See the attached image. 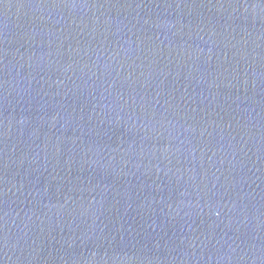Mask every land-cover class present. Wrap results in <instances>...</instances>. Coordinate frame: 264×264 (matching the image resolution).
Segmentation results:
<instances>
[{
  "label": "water",
  "instance_id": "1",
  "mask_svg": "<svg viewBox=\"0 0 264 264\" xmlns=\"http://www.w3.org/2000/svg\"><path fill=\"white\" fill-rule=\"evenodd\" d=\"M0 264H264V0H0Z\"/></svg>",
  "mask_w": 264,
  "mask_h": 264
}]
</instances>
